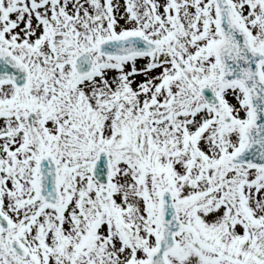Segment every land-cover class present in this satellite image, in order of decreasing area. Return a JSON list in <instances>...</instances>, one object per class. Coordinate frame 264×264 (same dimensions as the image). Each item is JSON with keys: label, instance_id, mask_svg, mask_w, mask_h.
Instances as JSON below:
<instances>
[{"label": "snow or ice", "instance_id": "1", "mask_svg": "<svg viewBox=\"0 0 264 264\" xmlns=\"http://www.w3.org/2000/svg\"><path fill=\"white\" fill-rule=\"evenodd\" d=\"M0 264H264V0H0Z\"/></svg>", "mask_w": 264, "mask_h": 264}]
</instances>
